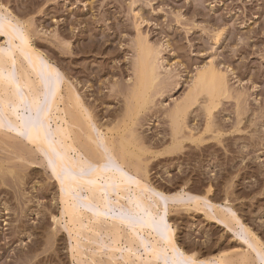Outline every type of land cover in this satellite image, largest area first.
<instances>
[{"label":"rangeland","instance_id":"374dc122","mask_svg":"<svg viewBox=\"0 0 264 264\" xmlns=\"http://www.w3.org/2000/svg\"><path fill=\"white\" fill-rule=\"evenodd\" d=\"M0 2L25 26L23 31L37 55L66 78L63 88L69 83L77 91L97 126L116 139L130 134L137 140L138 148H132L150 181L173 205L170 213L148 224L145 233L133 234L135 253L128 256L127 245L119 244L120 264L125 262L123 257L125 264L142 259L163 264L141 245L164 219L186 253L203 259L220 254L233 260L246 257V264H264L238 224L241 220L264 243V0ZM5 40L0 34V48L8 50ZM145 44L160 52L161 75L147 109L135 120L131 115L125 120L133 104L129 92L136 59ZM211 65L226 74L230 95L220 97L207 130L204 106L208 103L203 94L182 120L177 135L182 149L173 156H159L173 148L175 141L177 127L167 110L183 101L198 74ZM124 123L132 125L126 130ZM7 131L12 138L0 133V264H76L75 242L66 227L69 219H61L63 206L73 203L74 197H64L44 155L23 144L25 133L18 136ZM33 162V166L28 164ZM101 173L87 184L95 187ZM107 188L104 182L98 185L101 193ZM189 195L209 201H199V207H194V197L189 199ZM212 207L235 212L232 229L207 216ZM85 209L97 212L106 223L117 221L113 213L98 211L91 202ZM85 251L90 253V249ZM239 260L235 263L242 264Z\"/></svg>","mask_w":264,"mask_h":264},{"label":"bare ground","instance_id":"6f19581e","mask_svg":"<svg viewBox=\"0 0 264 264\" xmlns=\"http://www.w3.org/2000/svg\"><path fill=\"white\" fill-rule=\"evenodd\" d=\"M7 14H10L9 21L0 29V34L6 37L5 41L9 46L8 50L0 48V133L6 135L4 131L7 129L18 136L25 133L26 136L21 135L26 138L23 144L31 146L33 148L31 152L44 155L53 176L58 179V185L64 197H74L73 203L63 206L61 219H69V221L66 220L68 224L66 227L69 236L75 242L72 255L76 259V264H120L119 244L124 242L127 245L128 256L135 253L137 242L133 234L145 233V227L148 224L156 222L161 214L170 213L173 207L164 197L165 194L153 186L147 168L141 164L140 157L133 150L136 148L134 146L138 148L137 140L130 134L126 135L128 137L120 135L126 134L123 132L136 121L129 125L131 120L124 123L123 126L128 125V127L125 128L126 130L124 127V130L121 128L123 132L119 133L120 136L116 135V137L119 136L118 139L102 131L77 91L72 88L73 86L71 85L72 89L69 88L68 83V86L65 85L67 87L64 86L67 89L64 92L62 83L66 78L63 79L64 76L57 74L56 68L46 58L37 55L35 49L31 47L29 34L23 31L25 26L11 13L7 12ZM159 55L160 52L158 53L155 48L147 44L140 46L134 71L135 80L130 94L128 93L131 97L129 100L133 101V104L132 101L130 103L133 107L130 105L131 110L129 109V115L127 114L125 120H128L130 115L131 119L140 116L141 111H145L146 106L148 107L152 102L150 96L161 75L158 65ZM226 78V74L214 65L209 66L198 74L194 85L191 86L193 88L183 101L174 103L171 111L167 110L171 124L180 128L174 127L176 130H173V135L175 134L173 148L170 147L166 150L167 152L165 151L166 153L163 151L159 156L162 157L163 153L173 156L182 149V143L177 139L182 120L187 113L192 112L191 109L201 101L200 98L204 95L208 103L204 107L209 119L206 129L210 130L209 127L213 124L211 121L213 113L218 108L220 97L225 98L227 94L230 95ZM44 102L47 103L46 106ZM52 124L55 125L53 131H51ZM115 133L117 132L113 135ZM26 161L25 159L24 162ZM35 162L28 164L33 166ZM101 171L98 184L95 187L88 185L87 182H91ZM102 182L108 187L104 193L98 190V185ZM83 193H85L84 196ZM184 193H186L185 190L182 194ZM191 196L189 195V199ZM193 197L191 200L194 207H199V201H209L207 197L203 199ZM88 202L93 203L98 211L113 213L117 221L111 223L102 221L97 212L85 209ZM210 209L212 211H208L210 213L207 216L232 229V217L236 216L233 210L228 213L223 208ZM167 221V219L160 220L158 229L148 232L141 246L154 261H162L163 264H179L181 260L193 257V254L186 253L178 246ZM69 224L73 225L72 229ZM238 224L243 232L241 233L248 240V245L252 247L255 254L257 253V259L259 256V260L262 259L264 262V243L241 220ZM104 248L109 250L107 254ZM85 249H90V253L87 254ZM103 257L107 260L104 261ZM193 258L196 259L197 264H236L239 260L236 259V261L235 258L233 260L223 254L208 259L195 255ZM122 260L125 261H123L124 264L127 261L125 257ZM240 260V263L246 264V257ZM137 264L151 263L149 259H142Z\"/></svg>","mask_w":264,"mask_h":264},{"label":"snow or ice","instance_id":"6c2138e0","mask_svg":"<svg viewBox=\"0 0 264 264\" xmlns=\"http://www.w3.org/2000/svg\"><path fill=\"white\" fill-rule=\"evenodd\" d=\"M9 15L10 14H7L5 3L0 2V29H2L4 24L9 21ZM193 257H189L187 259L181 260L179 264H197L196 259H194Z\"/></svg>","mask_w":264,"mask_h":264}]
</instances>
